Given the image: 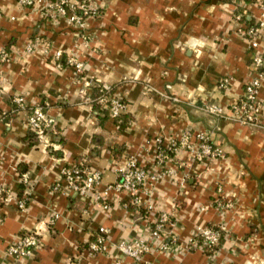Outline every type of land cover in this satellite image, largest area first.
<instances>
[{
    "label": "crops",
    "instance_id": "obj_1",
    "mask_svg": "<svg viewBox=\"0 0 264 264\" xmlns=\"http://www.w3.org/2000/svg\"><path fill=\"white\" fill-rule=\"evenodd\" d=\"M39 1L0 0V54H6L0 61V187L17 197L24 186L26 200L23 211L15 204L0 210V264H264V85L257 92L261 125L216 120L200 108L213 102L231 119L254 75L253 51L238 32L245 24L234 20L233 4L98 0L101 14L78 28L65 17L51 18ZM247 10L253 18L259 14L253 4ZM55 51L63 52L59 62ZM69 57L82 62L80 74ZM95 84L113 87V98L125 104V129L110 117L100 122L90 98ZM15 97L27 107L46 105L54 119L47 137L30 135L29 108L15 112ZM184 130L210 134L224 158L199 163L179 151L158 168L156 139L164 138L165 146ZM131 156L159 174L140 197L169 216L163 232L174 242L170 251L152 248L139 261L115 248L121 240L149 238L147 214L127 195L87 202L55 190L62 169L82 160L101 173L103 189L117 181L116 164ZM210 225L224 230L218 251L189 250L198 230ZM99 228L108 231L102 253L89 249ZM31 232L39 235L38 251L25 260L8 257L7 245Z\"/></svg>",
    "mask_w": 264,
    "mask_h": 264
},
{
    "label": "built area",
    "instance_id": "obj_2",
    "mask_svg": "<svg viewBox=\"0 0 264 264\" xmlns=\"http://www.w3.org/2000/svg\"><path fill=\"white\" fill-rule=\"evenodd\" d=\"M22 5L29 6L32 0H18ZM43 3L44 9L48 15L53 19L65 17L70 25L75 27H82L84 21L89 18H95L100 5L97 0H56L49 2V0L39 1ZM234 8L241 5L245 11L240 14L234 13V20L239 23L241 18L246 16L247 19L253 18L247 10L249 4L255 5L259 14L255 20L254 27H247L246 25L239 28L238 32L248 41L249 49L253 51L252 67L254 75L249 83L244 87L243 95L240 101L233 105L232 110L235 113V119L244 126L261 125L259 116L261 112L260 102L257 98V92L261 85H264V2H255V0H230ZM39 43V41H36ZM35 42V43H36ZM32 45L28 46V51H31ZM63 56L62 51H55L52 57L55 61H60ZM6 54H0V61L5 62ZM68 65L73 66L76 73L82 72L83 64L74 57L66 59ZM104 90H109L108 86L103 85ZM15 111L20 112L29 108L27 112L25 123L28 132L35 136L36 140H42L47 137L53 130L54 119L48 115L46 105H35L27 107V101L22 97H15L13 99ZM101 102L108 103L110 118L115 119L120 116L125 105L113 96L105 98ZM206 111L212 115H221L224 109L220 106L211 105L206 107ZM5 113H2L4 116ZM190 139V140H189ZM189 140V142H188ZM157 148L155 154V163L158 168H162L165 161H171L166 151H176L175 147L179 144V148L188 149V153L198 162L206 160H213L222 153L220 149L214 148L208 143V136L206 133H197L194 136L182 134L180 137L167 139V144L164 146L160 139H156ZM114 173L117 176V181L114 184L108 185L101 189V173L90 170L84 160L79 163L71 164L62 169L61 179L55 185V190L64 192L68 196L77 197L79 199L96 202L98 200L105 201L109 194H124L128 197V203L134 207L142 208L148 216V242L143 240H121L115 244V248L121 256L131 258L139 261L142 253L155 249L156 251L167 252L174 246L173 241L166 239L163 229L170 224V218L166 214L156 213L155 207L150 202L142 201L140 195L145 187L153 186L159 179V174L154 171L144 169L138 163L136 157H127L121 160L114 167ZM25 178V176H23ZM25 180V179H24ZM15 204V207L23 211L26 207V200L19 199L8 190L0 187V210L2 206ZM58 219L54 215L50 223ZM2 215L0 213V222ZM222 231L223 228H220ZM107 237L108 231L105 228L98 229V237L95 242L89 246L90 251L102 253L107 251ZM200 237L203 241V246H214L219 244V231L211 230L209 228L199 229L198 232L190 240L187 245L189 250L199 249L197 247L196 239ZM40 248L39 235L36 232H31L22 236L14 238L6 247V254L15 261L25 260L34 255V252Z\"/></svg>",
    "mask_w": 264,
    "mask_h": 264
},
{
    "label": "trees",
    "instance_id": "obj_3",
    "mask_svg": "<svg viewBox=\"0 0 264 264\" xmlns=\"http://www.w3.org/2000/svg\"><path fill=\"white\" fill-rule=\"evenodd\" d=\"M55 1L56 0H49V2H55ZM227 1L230 2V0H227ZM244 11H245V8L243 6L237 5L234 13L241 15ZM100 14H101V10H98L96 15H95V18L98 17ZM240 23L245 24L249 28L255 26V20L253 18L247 19L246 16L241 18ZM113 93H114L113 87H111L108 91L104 90L103 85H100V84H95L93 87L92 94L90 96L91 105H92V110L95 113H97L98 119L100 120V122H104L110 117V113H109V109H108V103L107 102H101V100L104 101L105 98L112 96ZM15 112H17V111H15ZM114 122H115V125L117 126L118 130L125 129L126 125L128 123L127 119L123 115L115 118ZM30 135L35 139V136H33V134L30 133ZM168 155H170V154H168ZM23 187H20V190L17 194V197L21 200L24 199V197H23L24 188ZM207 228H209L211 230L219 231V243H220L223 236H224V232L218 226L210 225ZM196 243H197V247H200L202 249V252L208 256L214 255L219 249V244L211 246V247L203 246V241L200 237H198L196 239Z\"/></svg>",
    "mask_w": 264,
    "mask_h": 264
},
{
    "label": "rangeland",
    "instance_id": "obj_4",
    "mask_svg": "<svg viewBox=\"0 0 264 264\" xmlns=\"http://www.w3.org/2000/svg\"><path fill=\"white\" fill-rule=\"evenodd\" d=\"M226 2H229V1H226ZM75 58V57H74ZM75 59H77V58H75ZM226 84V83H225ZM109 88H111L110 86H109ZM114 99H118V98H114ZM122 104H124L122 101H120ZM125 105V104H124ZM211 105H215V106H218L217 104H215V103H213V102H204L202 105H201V112L202 113H204L205 115H207V116H211V117H213L214 119H216V120H230V121H233V122H237V123H239L236 119H235V113H234V111L232 110V112H233V117L231 118V119H228L227 117H226V115H225V112L224 113H222L221 115H217V116H215V115H212V114H210V113H208L207 111H206V107H208V106H211ZM124 112H125V109H124V111H123V113L122 114H124ZM121 114V115H122ZM120 115V116H121ZM240 124V123H239ZM242 125V124H241ZM188 134V136L190 137V136H192V134H190L187 130H184V132L182 133V134ZM207 136H208V143H210L214 148H218V149H220V147L219 146H217V145H213L212 143H211V139H210V134H208L207 133ZM170 138H172V137H170ZM158 139H160L161 140V142H163L164 141V138H162V137H158ZM173 139H176V138H173ZM190 140V139H189ZM189 140H188V142H189ZM180 146H179V144L175 147V149H176V151L175 152H173V148L171 149V151H166V153L167 154H170V155H168L169 156V158H171L172 157V155L174 156V154L176 153V152H188V149H186V148H184V149H182V148H179ZM221 150V149H220ZM221 154H220V156H217V157H215L213 160H206V161H217V160H221V159H223L224 158V154H223V151L221 150ZM199 163H201V162H199ZM221 186V184H219L218 183V187H220ZM219 200H220V198H219ZM221 202L219 201V202H217V205H218V207L219 208H222L223 207V205H222V203L220 204ZM230 204L232 205L233 203H230L229 202V207L228 208H230ZM234 205V204H233ZM233 207V206H232ZM219 228H221V226H218ZM224 232V231H223ZM219 246H220V243H219Z\"/></svg>",
    "mask_w": 264,
    "mask_h": 264
}]
</instances>
